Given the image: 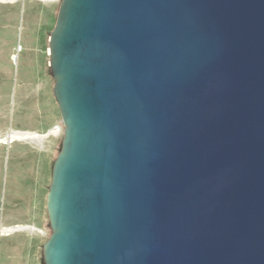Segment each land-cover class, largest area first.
Masks as SVG:
<instances>
[{
    "label": "water",
    "instance_id": "water-1",
    "mask_svg": "<svg viewBox=\"0 0 264 264\" xmlns=\"http://www.w3.org/2000/svg\"><path fill=\"white\" fill-rule=\"evenodd\" d=\"M48 57L41 264H264V0H60Z\"/></svg>",
    "mask_w": 264,
    "mask_h": 264
},
{
    "label": "rangeland",
    "instance_id": "rangeland-1",
    "mask_svg": "<svg viewBox=\"0 0 264 264\" xmlns=\"http://www.w3.org/2000/svg\"><path fill=\"white\" fill-rule=\"evenodd\" d=\"M59 2L0 0V137L11 131L43 135L0 142V264H41V245L50 235L48 168L63 124L52 93L48 39ZM15 225L28 227L1 232Z\"/></svg>",
    "mask_w": 264,
    "mask_h": 264
},
{
    "label": "bare ground",
    "instance_id": "bare-ground-1",
    "mask_svg": "<svg viewBox=\"0 0 264 264\" xmlns=\"http://www.w3.org/2000/svg\"><path fill=\"white\" fill-rule=\"evenodd\" d=\"M59 130V128H54L53 130L50 131V133H57ZM9 136L6 138V136L4 137H0V142L4 143L3 141L5 139H7V142H9V139H10V142L13 141L14 139H17V140H22V139H41L43 138V135H39L37 133H34V132H14V131H11L9 134Z\"/></svg>",
    "mask_w": 264,
    "mask_h": 264
},
{
    "label": "flooded vegetation",
    "instance_id": "flooded-vegetation-1",
    "mask_svg": "<svg viewBox=\"0 0 264 264\" xmlns=\"http://www.w3.org/2000/svg\"><path fill=\"white\" fill-rule=\"evenodd\" d=\"M48 170H49V175H50L51 166H49ZM48 228H49V227H48ZM49 230H50V229H49ZM41 246H42V245H41Z\"/></svg>",
    "mask_w": 264,
    "mask_h": 264
},
{
    "label": "crops",
    "instance_id": "crops-1",
    "mask_svg": "<svg viewBox=\"0 0 264 264\" xmlns=\"http://www.w3.org/2000/svg\"><path fill=\"white\" fill-rule=\"evenodd\" d=\"M16 226V225H15ZM15 226H11V227H15ZM4 228H8V227H4Z\"/></svg>",
    "mask_w": 264,
    "mask_h": 264
}]
</instances>
